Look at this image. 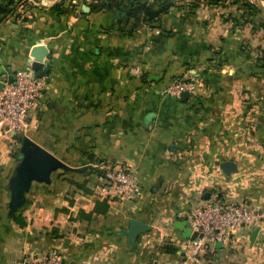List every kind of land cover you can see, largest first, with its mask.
I'll return each instance as SVG.
<instances>
[{
  "label": "crops",
  "instance_id": "0c3cea01",
  "mask_svg": "<svg viewBox=\"0 0 264 264\" xmlns=\"http://www.w3.org/2000/svg\"><path fill=\"white\" fill-rule=\"evenodd\" d=\"M105 2L0 0V78L31 67L38 46L50 75L25 134L0 129V264L54 248L70 264H173L188 242L175 225L207 193L264 204V78L242 48L263 43V30L231 24L213 3L139 23L130 7ZM179 79L193 82L184 99L166 92ZM25 136L77 170L33 182L11 212ZM226 160L237 164L230 175ZM99 161L128 163L140 194L99 199ZM131 218L151 228L130 239ZM257 227L254 243L247 233L214 242L198 264H264V222Z\"/></svg>",
  "mask_w": 264,
  "mask_h": 264
},
{
  "label": "built area",
  "instance_id": "2783aa9c",
  "mask_svg": "<svg viewBox=\"0 0 264 264\" xmlns=\"http://www.w3.org/2000/svg\"><path fill=\"white\" fill-rule=\"evenodd\" d=\"M135 73L139 68L134 69ZM50 75H39L32 67L15 73L14 82L8 76L3 78L0 91V129L4 134L21 136L25 134L31 109L38 106L48 87ZM193 90V82L175 80L166 92L181 98L184 92ZM98 189L96 196L106 201H132L141 192L131 166L126 162H96ZM188 226L197 232V238L188 239L180 259L173 264H198L201 258L212 252L214 242L228 244L234 235L251 230L264 222V204L257 207L247 201L228 202L217 194L211 195L191 207ZM203 235V237H201ZM23 264H70L63 252L52 249L48 253L31 254Z\"/></svg>",
  "mask_w": 264,
  "mask_h": 264
},
{
  "label": "water",
  "instance_id": "95a60500",
  "mask_svg": "<svg viewBox=\"0 0 264 264\" xmlns=\"http://www.w3.org/2000/svg\"><path fill=\"white\" fill-rule=\"evenodd\" d=\"M88 8V6H85ZM41 46L33 51L35 58H30L31 67L39 75L43 73H48L49 68L46 66L45 62H42L45 52H39ZM9 82H14L15 73L8 76ZM3 87V78H0V91ZM188 95V92L182 94L184 99ZM20 154L18 155V165L15 174L12 176L9 189L11 192L9 207L11 212H16L19 210L26 201V194L30 190L33 182H51V173L57 169L63 170H77L71 168L65 164L61 159H59L51 151L47 150L45 147L36 143L33 139L25 136L21 141ZM237 169V164L234 161L226 160L221 163V171L225 175H230ZM210 194L207 193L206 198H209ZM183 232V236L186 239L194 240L197 238V232H193L188 226V218L183 221L178 222L175 225ZM151 226L141 220L136 218L130 219V227L127 230V234L130 239H135L141 233L149 230ZM259 228H254L247 231L249 235V240L254 243ZM203 237V235H201ZM222 242H218L217 246L221 247Z\"/></svg>",
  "mask_w": 264,
  "mask_h": 264
},
{
  "label": "rangeland",
  "instance_id": "374dc122",
  "mask_svg": "<svg viewBox=\"0 0 264 264\" xmlns=\"http://www.w3.org/2000/svg\"><path fill=\"white\" fill-rule=\"evenodd\" d=\"M135 1V0H133ZM132 1V2H133ZM174 4L173 7H193L197 6L200 3H213L220 11H224L227 13V20L231 22V24L237 25V20L239 21L238 24L242 23L245 25L247 23H251L255 29H262L263 35H264V0H173ZM137 2L142 3L143 0H138ZM181 2L182 4H180ZM184 3V4H183ZM104 5H109L110 7H114L116 9H128V7H131V0H107V2L104 3ZM171 7V8H173ZM241 10L245 13L240 18H238L237 11ZM143 18H140V21H142ZM263 43L252 45L250 43L248 44H242V48L244 51H247L248 54L253 59V65L252 70L255 73V75H258L257 78H264V41ZM219 62L221 64V67H223V63L226 61L222 58H218ZM225 68V67H224ZM228 69V67H227ZM226 72V71H225ZM229 72V70H227Z\"/></svg>",
  "mask_w": 264,
  "mask_h": 264
},
{
  "label": "trees",
  "instance_id": "16d2710c",
  "mask_svg": "<svg viewBox=\"0 0 264 264\" xmlns=\"http://www.w3.org/2000/svg\"><path fill=\"white\" fill-rule=\"evenodd\" d=\"M130 1V0H129ZM133 0H131L132 2ZM138 0L132 2L129 8L128 16L130 18L138 19L139 23L145 19H154L159 17L163 13H166L171 7L173 0H143L144 2L139 3ZM140 18H143L140 21ZM91 161H95L96 158L93 154H89Z\"/></svg>",
  "mask_w": 264,
  "mask_h": 264
}]
</instances>
